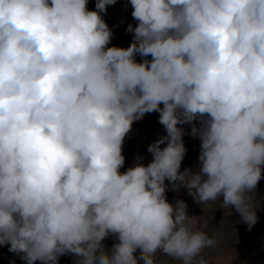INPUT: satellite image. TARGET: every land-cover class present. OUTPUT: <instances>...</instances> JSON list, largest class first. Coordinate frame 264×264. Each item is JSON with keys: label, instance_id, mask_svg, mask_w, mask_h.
I'll list each match as a JSON object with an SVG mask.
<instances>
[{"label": "clouds", "instance_id": "9594fccd", "mask_svg": "<svg viewBox=\"0 0 264 264\" xmlns=\"http://www.w3.org/2000/svg\"><path fill=\"white\" fill-rule=\"evenodd\" d=\"M128 2L123 48L103 18L117 0H0V246L26 264H155L158 251L207 264L219 241L169 188L258 222L264 0ZM153 112L166 135L121 172L133 123ZM196 119L199 169L181 170L179 125Z\"/></svg>", "mask_w": 264, "mask_h": 264}, {"label": "rangeland", "instance_id": "374dc122", "mask_svg": "<svg viewBox=\"0 0 264 264\" xmlns=\"http://www.w3.org/2000/svg\"><path fill=\"white\" fill-rule=\"evenodd\" d=\"M96 0H88V10H95ZM132 8L128 0H117L113 6H108L107 13L103 15L105 22L112 30L113 37L109 46L127 48L133 39L132 33L126 28L129 24L136 26L137 22L131 16ZM143 57L136 55V61L141 62ZM147 59H151L148 57ZM158 113L146 114L145 117L132 125V131L128 134L123 144L125 157L124 167L121 172L136 162V157L141 156L142 164L147 165L151 154L147 151L148 145L166 135V131L158 122ZM200 127V120L179 125L184 131L183 142L187 149L181 164V170L189 168L192 172L199 169L198 156L201 141L199 136H192V127ZM165 145H162L164 147ZM168 183L167 181L165 182ZM169 203L175 205L176 201L183 200L187 205L189 217H193L191 226L195 230L204 231L209 237H215L219 243L213 247L204 249L201 255L207 264H264V179L258 183L253 194L254 201L259 205L256 210L258 222L248 230V226L242 223L240 215L235 209H223L220 201H209L206 205L197 204L188 195V189L181 187L179 191L171 188L166 193ZM230 211V215L228 214ZM103 243L106 248L118 243L114 237H107ZM9 245L0 246V264H26L20 255L10 252ZM135 255H140L139 250ZM76 257L63 255L58 258L57 264H75ZM35 264H40L36 261ZM140 264H143L141 261ZM155 264H181L180 261L168 257L158 251L155 255Z\"/></svg>", "mask_w": 264, "mask_h": 264}]
</instances>
